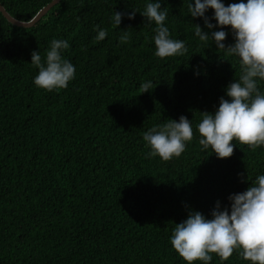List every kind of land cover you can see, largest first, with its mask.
<instances>
[{"label": "trees", "instance_id": "obj_1", "mask_svg": "<svg viewBox=\"0 0 264 264\" xmlns=\"http://www.w3.org/2000/svg\"><path fill=\"white\" fill-rule=\"evenodd\" d=\"M51 1L0 4L27 22ZM146 2L60 0L29 28L0 14V264H186L170 244L175 223L191 210L209 215L217 201L228 206L264 174V146L233 141L232 156L217 158L199 144L203 112L239 78V58L194 35L193 24L204 25L188 15V0H161L171 38L188 51L156 57V25L139 13ZM133 9L134 19L113 26L114 11ZM223 30L227 47L234 41ZM54 38L68 41L63 57L76 71L67 88L47 91L33 83L31 53L43 60ZM181 115L193 128L184 152L150 157L144 133ZM210 255L209 264H250L239 249L227 260Z\"/></svg>", "mask_w": 264, "mask_h": 264}, {"label": "clouds", "instance_id": "obj_2", "mask_svg": "<svg viewBox=\"0 0 264 264\" xmlns=\"http://www.w3.org/2000/svg\"><path fill=\"white\" fill-rule=\"evenodd\" d=\"M161 4V0H147L144 10L139 12L148 23L156 25L152 37L154 55L158 58L184 55L188 51L185 42L171 38L165 25L168 12ZM209 9L213 10L211 17L206 16ZM137 12L134 9L130 13L114 11L113 26L120 28L122 17L132 20ZM188 15L203 20L204 28L193 24L194 35L200 41L212 40L216 48L238 57L241 67L239 78L224 89L227 98L220 97L213 112H203L197 125L202 150L210 148L217 158H228L236 147L233 141L252 147L264 146V93L258 88V82L264 81V0H239L227 6L223 0H188ZM226 26H230L234 41L227 47L224 41L228 32L223 30ZM94 31H97V41L107 36V31L99 26ZM119 39L121 43L127 42V30H122ZM69 47L67 40L54 38L43 60L39 51L31 53V64L38 69L33 78L35 86L47 91L68 87L76 71L63 57ZM141 87L143 93L149 92L151 82L142 83ZM192 138L191 120L184 115L153 126L143 135L148 155L164 161L179 157ZM227 199L228 206L222 207L217 201L207 216L191 210L185 220L175 223L170 244L186 264L196 261L209 264L213 259L211 253L227 260L236 249L250 264H264V174L251 181L245 191L232 193Z\"/></svg>", "mask_w": 264, "mask_h": 264}, {"label": "water", "instance_id": "obj_3", "mask_svg": "<svg viewBox=\"0 0 264 264\" xmlns=\"http://www.w3.org/2000/svg\"><path fill=\"white\" fill-rule=\"evenodd\" d=\"M60 0H52L49 2L46 6H44L31 20L28 22H22L14 19L11 17L6 10L3 8V6L0 4V14L6 19L8 23H10L13 26L16 27H22V28H29L32 27L35 23H37L40 18L47 13V11L55 4H57Z\"/></svg>", "mask_w": 264, "mask_h": 264}, {"label": "bare ground", "instance_id": "obj_4", "mask_svg": "<svg viewBox=\"0 0 264 264\" xmlns=\"http://www.w3.org/2000/svg\"><path fill=\"white\" fill-rule=\"evenodd\" d=\"M45 6H46V5H45ZM38 12H39V11H38ZM38 12H37V13H38ZM37 13H36V14H37ZM36 14H35V15H36ZM27 22H28V21H27Z\"/></svg>", "mask_w": 264, "mask_h": 264}]
</instances>
